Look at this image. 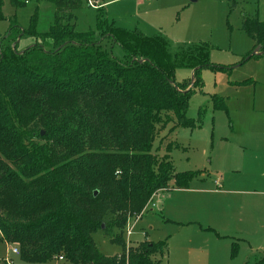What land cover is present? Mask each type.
I'll use <instances>...</instances> for the list:
<instances>
[{
	"label": "trees",
	"instance_id": "trees-1",
	"mask_svg": "<svg viewBox=\"0 0 264 264\" xmlns=\"http://www.w3.org/2000/svg\"><path fill=\"white\" fill-rule=\"evenodd\" d=\"M48 1L55 7L48 32H37L35 19L24 30L11 20L0 38V238L19 249L23 264L59 257L66 264H161L166 242L131 249L120 233L156 192L188 189L195 179L176 172L171 144L160 158L155 141L168 127V134L200 127L188 116L194 87L202 90L199 71L222 67L197 61L203 65L193 83H177L163 37L126 34L100 6L96 29L78 32L82 1ZM241 28L260 46L251 58L264 57V22L244 16ZM19 38L35 43L20 51ZM212 101L226 109L224 99ZM99 231L123 247L121 255L99 250ZM237 249L233 242V258ZM246 264H264V257Z\"/></svg>",
	"mask_w": 264,
	"mask_h": 264
},
{
	"label": "rangeland",
	"instance_id": "rangeland-1",
	"mask_svg": "<svg viewBox=\"0 0 264 264\" xmlns=\"http://www.w3.org/2000/svg\"><path fill=\"white\" fill-rule=\"evenodd\" d=\"M12 1H17L18 6H14ZM81 1L82 6L75 18L76 31L90 32L96 29L95 3L98 1V6L103 8L109 22L120 31L126 34L141 33L146 37H163L167 45L166 53L173 62L177 83L186 80L193 83L194 71L203 65H194L197 61L205 60L206 64L222 67L201 68L199 71L202 90L198 86L194 87L188 116L199 121L200 127L176 128L170 134L168 133L171 127H168L163 132L159 131L155 141L160 158L166 153V146L171 144L170 155L176 172H192L195 174L193 182L198 184L192 186L191 183L193 190L182 191L180 194L171 191V195L175 193L174 197L167 199L163 214L153 209V213L139 220L148 211L149 205L157 199L154 195H160L164 190L156 192L146 210L138 216L130 217L127 226L120 233L127 248L132 249L147 241L166 242L169 245V253L167 260H163L161 264H245L252 251L258 259L259 256L263 258L264 196L260 193L264 192V149L253 141L254 153L252 150L248 152V155L251 153L253 157L252 162L245 166L244 163L239 164L242 171L239 172L238 184H245V176H251V188L259 192L258 195H215L214 190H229L226 183H233V178L238 176L233 174L238 168L233 165V147L247 145L244 137L231 134V126L235 125L236 132V129L245 126L240 119L245 120L247 116L254 119L251 120L252 123L257 120L264 128V57H254L244 62V57L252 51L253 41L241 28L244 16L257 17L264 22V0ZM3 2V16L6 19L0 20V38L9 31L11 20L17 22L24 30L35 19L36 31L42 33L48 32L54 23L55 7L48 0ZM34 43L29 38H23L18 44V50L22 51ZM114 54L121 57L122 51L116 47ZM249 78H252L251 83L239 85ZM213 96L224 99L225 110L215 109ZM252 104L256 114H247ZM257 137L262 139L260 135ZM203 175L206 177L201 178ZM218 175H221L222 181H219ZM178 198L183 200V205L180 206ZM210 200L218 204L219 213L226 214L225 220L229 223L227 234L234 237L224 240L227 241V259L225 255L217 258L212 256L209 246L205 243L201 246H187V240H193V237L182 234L183 230L177 229V225L166 221L171 220L168 215H181L189 205L201 203L208 206ZM219 218L217 216L216 221H219ZM129 228H132L133 233L130 238L127 236ZM117 232L115 229L114 233ZM94 241L106 256L122 254L123 247L111 242L103 231L94 235ZM233 242L238 244L234 258L230 247ZM12 250L13 247L0 238V264H23ZM53 264L66 263L57 259Z\"/></svg>",
	"mask_w": 264,
	"mask_h": 264
},
{
	"label": "crops",
	"instance_id": "crops-1",
	"mask_svg": "<svg viewBox=\"0 0 264 264\" xmlns=\"http://www.w3.org/2000/svg\"><path fill=\"white\" fill-rule=\"evenodd\" d=\"M98 1H96L95 5L98 6L97 4ZM254 43H253V48L251 53L254 51ZM250 54V53H249ZM259 58H263V57H259ZM248 80H251L252 82V78H249ZM243 82V81H242ZM250 111L247 114H256L255 112V108H254V104H252L250 106ZM255 119H257V116L255 117ZM250 117L245 116V120H241V123H244V127H239V130L236 129L235 132V125L231 126V130H232V135L237 134L239 135V137L241 136L242 138H245V142L247 143L246 146H234L233 147V153H232V160H233V165L237 166L238 168H236L233 171V174H236L238 176H235L232 180L233 183H226V187L229 190H214L215 195L218 194H227V193H235V194H241V195H258L259 192L253 191L251 188V176H245V184H238L239 180V172H241L242 168L239 165L240 163H244V166L246 164H249L252 162V155L251 153L248 155V152L250 150L253 151V145L252 142H256V144L260 147L261 149H264V128L263 126L261 127L260 123L254 121L252 123ZM244 121V122H243ZM259 124V125H257ZM260 135V138L262 137V139H259V137L256 138V136ZM255 144V143H254ZM256 148V145H255ZM254 153V151L252 152ZM260 154V153H259ZM260 157V156H259ZM218 179L219 181H222L221 175H218ZM206 176L203 175L201 178H205ZM218 181V180H217ZM221 183V182H220ZM220 183H218V185H220ZM198 184L197 182H192V186ZM225 186V185H224ZM221 187V186H220ZM230 187V188H229ZM175 191V193L180 194L182 191H191L193 189H191V187H189L188 189H175V188H169L168 190H164L160 195L158 194L157 199L151 203L149 205L148 211L145 213L144 216H142V218H139V220H142L143 218H145L149 213H153L155 209V211L159 210L160 213L163 214V212H165V204L167 203V199L169 200L170 198L174 197V194L171 195V191ZM260 195L264 196V192L260 193ZM178 201L180 202V206L183 205V200H181V198H178ZM154 205V206H153ZM208 206H206V204H204V206L200 203L197 205H189L188 207H186L184 213H182L181 215L178 216H174L172 217L170 216L171 220L167 219L166 221L168 222H172L175 225H177V229H181L183 230L182 234H188L189 236L193 237L192 239L187 240V246H194V245H204L207 244L209 246L210 252H212V256H214L215 258L221 256L223 257L225 255V259H227L228 256V252L226 251L227 248V244H225L224 241L225 239H230V238H234V237H230L229 234H227V228L229 227V223H227L226 219V214L224 213H219L218 210V204L216 205V202H212L211 200L209 201V204H207ZM217 216H219V221H216ZM230 219V217H229ZM133 235V233H132ZM131 235V236H132ZM238 240H242V239H238ZM230 247L232 248V243L230 244ZM257 251H262V250H257ZM169 253V251H168ZM226 253V254H225ZM168 257V255H167ZM167 257L165 260H167ZM254 256V252L252 251L251 257L246 261L249 262L251 261L250 259H252ZM17 258H19V256H17ZM164 260V261H165ZM245 263V264H246Z\"/></svg>",
	"mask_w": 264,
	"mask_h": 264
},
{
	"label": "built area",
	"instance_id": "built-area-1",
	"mask_svg": "<svg viewBox=\"0 0 264 264\" xmlns=\"http://www.w3.org/2000/svg\"><path fill=\"white\" fill-rule=\"evenodd\" d=\"M145 1H148V0H145ZM89 3L91 4V5H93V3H91L90 1H89ZM158 195H154V197H157ZM154 206V205H153ZM131 235H132V228H129L128 229V231H127V236H128V238H130L131 237ZM13 253L16 255V256H19L20 255V252H19V249L18 248H13ZM60 261H63L64 259L62 258V257H59L58 258Z\"/></svg>",
	"mask_w": 264,
	"mask_h": 264
},
{
	"label": "water",
	"instance_id": "water-1",
	"mask_svg": "<svg viewBox=\"0 0 264 264\" xmlns=\"http://www.w3.org/2000/svg\"><path fill=\"white\" fill-rule=\"evenodd\" d=\"M192 1L195 2V0H192ZM18 42H20V38L18 39ZM259 53H260V46L256 47L254 51L248 57H246L245 61L250 60V58L255 55H259Z\"/></svg>",
	"mask_w": 264,
	"mask_h": 264
}]
</instances>
